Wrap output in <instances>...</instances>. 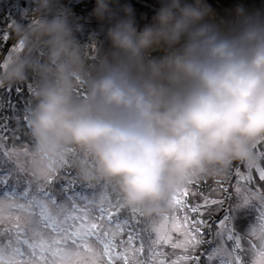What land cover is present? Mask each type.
<instances>
[{
    "label": "clouds",
    "instance_id": "9594fccd",
    "mask_svg": "<svg viewBox=\"0 0 264 264\" xmlns=\"http://www.w3.org/2000/svg\"><path fill=\"white\" fill-rule=\"evenodd\" d=\"M158 4L141 26L131 4L95 0L90 17L108 48L88 72L80 19L61 0H30L0 60V87L36 80L32 167L75 146L91 157L85 175L94 169L145 217L164 214L194 179L255 166L264 141V5L233 0L221 15L208 0Z\"/></svg>",
    "mask_w": 264,
    "mask_h": 264
},
{
    "label": "rangeland",
    "instance_id": "374dc122",
    "mask_svg": "<svg viewBox=\"0 0 264 264\" xmlns=\"http://www.w3.org/2000/svg\"><path fill=\"white\" fill-rule=\"evenodd\" d=\"M255 2L257 4L260 2V6L264 5V0H255ZM61 3L64 8L78 17L82 24H85L87 39L82 41V36L78 38L85 53V68L88 72H93L99 58L108 48V45L101 46L106 41L100 35V30L95 28L100 25L95 18L90 17L95 0H61ZM29 4L30 0H0V31L8 36L6 40H0V60L6 58L15 49L16 41L9 26L11 19L18 18ZM12 12L13 14L10 15ZM1 13L5 15L2 16ZM30 79L33 77L30 76ZM28 98L33 101L30 95ZM0 104H3L1 100ZM1 115L5 114L2 112ZM30 139L31 143H19L18 146H14L10 135L4 143H0V186H3L0 189H6V194L0 197V209L8 217L12 216L8 221L11 226H8L20 231L19 234L12 231L9 234L10 238L8 236L3 240V245L0 247V264H114L115 262L121 264L123 258L127 257L126 254L123 257L122 252L128 247H134L135 239L142 244L143 251L141 257L129 252L127 264H151V259L156 258L158 264L160 260H164L165 264H171L172 261L184 256L189 259L180 260V264H196V258H199V264H209L207 257L211 250L225 243L216 236L218 229L215 222L224 217L230 208L235 209L232 212L234 218L230 222V227L240 237V249H233L235 241H228L227 247L222 250L219 257L214 255L210 264H220L221 258L231 261L237 253L246 264H259L260 251L264 247V242L261 241L264 221L260 217L258 193L264 192L262 190L264 188L257 187L256 184L262 182L259 179L258 168L264 167L263 155H261L264 152V143L258 142L255 145L257 164L249 168L240 162L233 163L224 174H230V178L225 181L223 187H220L223 181L214 178L215 176L219 178L218 174L201 176L192 180L190 185L182 186L181 191L174 195L177 199L183 200V207L172 202L164 214L144 217V227L140 225L143 227V234L137 231L139 236L134 238L129 229L119 231L110 214L112 209L110 203L113 197H118L116 193L119 194L114 184L99 177L94 169L89 168L87 176L81 170V162L87 166L91 161V157L86 152L72 146L62 162L46 164L36 170L26 154L33 149L31 136ZM184 188L189 189L186 196L183 195ZM196 188H206L208 192L207 194L205 192L204 196L209 201L227 202L228 211L223 213L221 204L209 203L201 207L200 212L204 211L202 215L191 217L184 200L193 199L195 204L199 205L198 200L202 195ZM245 200L248 201L247 205L244 204ZM113 201L115 206L118 203L122 204L121 197ZM128 211L130 210H123L125 214ZM41 215L44 221L37 222ZM197 218L206 221L200 233L196 234L201 242L184 247H172L173 243H182L186 239L185 232L192 233L191 222ZM93 223L97 227L85 238L83 225L91 227ZM174 225L180 226L179 230L174 228ZM207 225H212L211 230ZM4 233L5 230L0 231L1 237ZM163 235L170 237L167 243L158 240V237ZM98 236L100 239H97ZM101 241L111 242L113 246L109 252L111 253V249H117L118 256L112 257L109 261L108 256L104 254V243ZM153 241L157 243L153 244ZM162 246L169 252L161 251ZM153 251L158 254L156 257H153ZM230 252L232 255H229ZM170 253L173 255L171 262L166 258Z\"/></svg>",
    "mask_w": 264,
    "mask_h": 264
},
{
    "label": "trees",
    "instance_id": "16d2710c",
    "mask_svg": "<svg viewBox=\"0 0 264 264\" xmlns=\"http://www.w3.org/2000/svg\"><path fill=\"white\" fill-rule=\"evenodd\" d=\"M120 2L122 4L123 3L131 4V6L135 10L136 19L141 26H143L145 23H148L151 20V17L155 14L156 9L159 7L158 0H120ZM208 2L210 4H212V6L216 9V11L218 13L223 15L225 13V11L232 6L233 0H208ZM245 3L251 7L260 6V2H258V4H257L255 2V0H245ZM22 6H23V4L20 5V8H22ZM12 14H13V12L10 13V15H12ZM1 15H2V13H1ZM3 15H5V13ZM83 26L85 27V24H83ZM84 27H83V31L80 34H78V37H80V36L83 37L82 41H84V39H87V37L85 36L86 32H85ZM95 28L100 30V35L104 38V35L101 31L100 26H95ZM84 36H85V38H84ZM102 40L104 41V39H102ZM107 45H108L107 42H105L101 46L105 47ZM34 83H36V80L33 77V79H30V80L28 79L25 82L20 83L16 86L2 87V89L0 90L1 102H3V104L6 105L10 101L11 104L14 106L12 108L5 107L3 110V114H5V115H1L4 118H6L5 122L10 123L12 129L14 130L13 133L11 134V138L14 142V144H13L14 146H18L19 143H31V139H30L31 135H30L29 129H28L26 123H24V121L26 120V114H27L28 110L30 109L32 102H33V101H30L28 96L30 95V97H33V95H34V90L36 87V85H34ZM17 88L20 90L19 94H17V92L15 91ZM76 91H77V94L82 95L86 92V86L84 84H80L77 87ZM9 93H10V95H9ZM263 161H264V155H263ZM225 173L226 172H224L223 174L222 173L218 174L219 178H217L214 175L215 179H220L223 181V183L221 184L220 187H223V185L225 184V181L230 178V176H229L230 174L224 175ZM256 181L259 182L258 178H256ZM256 186L264 188V181L259 182L258 184H256ZM0 188H3V186H0ZM115 190H117V189L115 188ZM196 190L198 193H201V195H202V197L199 198V200H198L199 206H201V207L206 206V205H204V202H202V201L205 198L204 193L206 192L207 189L206 188H196ZM218 190H224V188H218ZM262 190H264V189H262ZM207 192H206V194H207ZM4 194H6V189H0V197L3 196ZM116 195L118 197H113V200L114 199L117 200V198H120L119 194L116 193ZM209 196H211V195H209ZM113 200H112V203H110V205L112 206L110 214L114 218L116 228H118L119 231H123V229H125V228L129 229L131 232V235L134 238H137L139 236L137 231H139L141 234H143V227H144V223H145L144 217L145 216L142 215L139 211L134 210V209L131 210L127 207H124L122 204H120L118 202H117L118 205L115 206ZM184 202H185V205H187L186 209H187V211L189 210L191 217L196 218L197 216L202 215L204 213V211L198 212V213H193L191 211V207L197 205V204H195L196 202L193 201V199H191V200L186 199V200H184ZM201 207H200V209H201ZM123 210H125V211L130 210V211H128V213L125 214L123 212ZM222 210H223V213L228 211L227 202H225V201L222 202ZM9 218H12V216L8 217V215L3 214V211L0 209V231H4V230L6 231V233H4L2 235V237L0 235V247H2L1 245H3L2 244L3 240L6 237H8L12 231H14L18 234L20 232L19 230H18L19 231L18 232L17 230H13L12 228H10L8 226V225H10L8 223V221H10ZM31 218H32V213H31ZM35 221H37V220H35ZM40 221H44V218L42 215H41V218H39L37 222H40ZM140 225L143 227H140ZM206 230H204V232ZM116 236H118V235H116ZM9 238H10V236H9ZM119 242H121L120 239H119ZM120 246H122V245H120ZM141 246H142V244L139 243L135 239V246L134 247H128V249H125L122 252V256L125 257L124 254H126L127 257L123 258L121 264H127V258H128L129 252H133L135 255L141 257V252L143 251V250L142 251L140 250ZM161 251H164L165 253L169 252L167 250V248H165L163 246L161 248ZM175 253H177V252H175ZM111 255H112V257L118 256L117 249H111ZM171 256H173L171 253L169 254V256H166V258L168 259L169 262H171L173 260V257H171ZM150 263L151 264H158V259L157 258L151 259ZM114 264H117V262H115Z\"/></svg>",
    "mask_w": 264,
    "mask_h": 264
},
{
    "label": "snow or ice",
    "instance_id": "6c2138e0",
    "mask_svg": "<svg viewBox=\"0 0 264 264\" xmlns=\"http://www.w3.org/2000/svg\"><path fill=\"white\" fill-rule=\"evenodd\" d=\"M8 38L7 34L3 33L2 31H0V40H6ZM14 48H16V45L14 46ZM17 92V94H19L20 90L17 88L15 90ZM10 95V93H9ZM8 107V108H12L14 107L11 102L9 101L6 105L5 104H0V113L3 112L4 108ZM5 119L3 116H0V143H4L5 139L10 136L13 133V129L10 125V123L5 122ZM262 143H264V141H262ZM261 155H264V152L261 153ZM251 168V167H249ZM258 173H259V179L261 181H264V167H259L258 168ZM239 175V173H238ZM243 178V177H241ZM249 179L251 178L250 176L248 177ZM192 181L188 182L187 184H191ZM181 188H179L175 193L180 192ZM189 189L188 188H184L183 190V195H187L188 194ZM258 199L260 201V217L261 220L264 221V192H259L258 193ZM172 202H175V204L177 205H181L183 207V202L180 199H177L176 195H172L169 204H171ZM209 203L211 204H221L222 205V201H216V200H211L209 201L207 198H205L204 200V205H208ZM244 204L247 205L248 201L245 200ZM200 207L199 205L196 206H192L191 207V211L193 213H198L200 212ZM235 211V209L230 208L229 211L225 214L224 217H222L219 221H216V227H217V233L216 236L218 239H222L225 241V243L223 245H221L220 247L214 248L211 250V252L208 254L207 257V261L210 262L213 259V256H218L219 254L222 252V250H224L227 247V242L228 241H235V243L233 244V249H240V237H238L236 235V233L234 232V230L230 227V222L231 220L234 218L232 216V212ZM185 221H188V217H185ZM192 233H188L185 232L184 235L186 237V239L182 242V243H173L172 247L177 248V247H184L186 245H190V244H198L201 241L198 239L197 237V233H200L201 228L203 226L206 225V221L197 218L196 220L192 221ZM97 227V225L95 223L91 224V227H88L87 225H83V236L86 238L92 231V229H95ZM180 226L174 225V228H177V230H179ZM207 227L209 228V230H211L212 225H207ZM190 237V238H189ZM97 239H100L99 236L97 237ZM131 239V237H130ZM158 240H162L165 243H167L170 240V237H168L167 235H163L158 237ZM261 241L264 242V233L261 234ZM102 243H104L103 241H101ZM157 243V241H153V244ZM112 243L111 242H107L104 243V254L106 256H108L109 261L112 260V255L109 252V249L112 247ZM141 251L143 250V246H141ZM151 250V249H150ZM158 254L153 251V257H156ZM229 255H232V253L230 252ZM260 262L259 264H264V247L261 248L260 251ZM189 259V257L184 256V257H180L178 260H174L171 262V264H180V260H184L187 261ZM159 264H165L164 260H160ZM196 264H199V258H196ZM220 264H246L245 261H243L241 259L240 254H235L233 256V259L231 261L227 260V259H220Z\"/></svg>",
    "mask_w": 264,
    "mask_h": 264
}]
</instances>
